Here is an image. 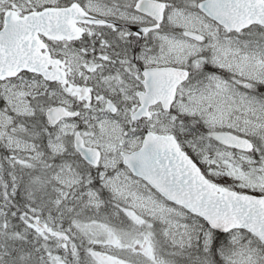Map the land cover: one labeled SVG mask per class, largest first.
<instances>
[{"label": "rangeland", "instance_id": "rangeland-1", "mask_svg": "<svg viewBox=\"0 0 264 264\" xmlns=\"http://www.w3.org/2000/svg\"><path fill=\"white\" fill-rule=\"evenodd\" d=\"M66 1L72 0H0V28L8 9L14 8L25 14ZM197 1L182 0L185 4L182 9L171 12L170 22L173 27L182 29V34L169 32L160 38L156 54L141 58L146 66L193 68L190 79L179 88L171 112L157 106L151 118L134 124L131 115L139 104L141 70L132 61V55L126 56L119 44L109 42L105 31L94 26H90L85 35L91 47L55 46L53 49L54 52L59 50L65 58L72 81H83L93 88L94 100L90 105L79 106L82 119L65 120L51 134L48 130L42 134L37 131L41 138L52 135L51 141L47 138L49 154L45 152L43 142L38 143L29 134L32 128L28 118L39 114L34 103L40 98L47 102L40 111V115L41 112L45 115L49 106L59 103L72 106L73 99L60 87H53L32 74H21L0 82V173L11 179L13 196L19 184L36 180L34 185L43 190L50 188L48 199L53 198V206L47 210H37L41 202L29 206L26 224L21 229L24 236L29 234L33 238L39 264H108L96 260V255L94 260L86 254L79 256L74 246H81L87 238L98 240L96 242H123L129 229L136 227V223L128 220L120 222L118 214L113 218L108 216L107 213L114 215L113 212L118 210L109 208L106 211V203L90 181L95 177L113 199L146 220L149 233L141 240H133L131 250L146 254L156 239L165 248L160 250L159 256L167 254L175 264H218L219 256L224 264H264L261 242L243 230L232 232L227 242L218 241L217 252L213 254L210 246L214 233L210 227L183 208L169 203L145 181L133 176L122 162V151L133 152L141 147L145 129L174 134L181 147L204 167V172L218 177L226 173L237 189L264 192V167L256 162L264 160V93L246 87L249 82L264 84V30L254 26L241 35H230L198 12ZM88 10L105 16L136 19V14L131 11H119L107 4L96 3ZM186 30L200 32L206 41L188 39ZM115 32L124 42L129 38L126 32ZM98 36L100 46L96 59L92 46ZM218 69L226 70L224 72L231 76L217 73ZM110 105L117 109L112 111ZM180 115L197 116L208 132L192 128ZM78 128L86 144L99 148L103 154L102 162L92 169V173L87 168L85 172L82 170L85 162L81 158L75 159L77 151L73 140ZM216 130H232L253 138L257 141L258 151L245 154L229 150L211 139L210 132ZM60 155L70 158L54 160V169L50 172H33L30 161H35L36 166ZM244 162L249 163L246 175L242 174L239 165ZM26 167H33L27 175ZM1 201L0 195V256L6 257L10 248L1 230L14 231L17 214H10ZM108 221L114 228L107 224ZM118 222L123 229L118 228ZM41 232L45 241L36 238ZM46 242H52L58 248L55 255L49 257V249L42 247ZM191 249L198 252L194 254ZM3 262L0 259V264Z\"/></svg>", "mask_w": 264, "mask_h": 264}, {"label": "water", "instance_id": "water-1", "mask_svg": "<svg viewBox=\"0 0 264 264\" xmlns=\"http://www.w3.org/2000/svg\"><path fill=\"white\" fill-rule=\"evenodd\" d=\"M143 4L147 2L141 1L140 6ZM200 8L230 31H242L255 24L264 27V0H207L200 4ZM140 9L148 11L146 7ZM76 22L105 23L88 15L78 3L67 8H47L26 17H19L16 11L9 10L0 31V80L22 71L38 73L50 82H60L66 93L91 102L90 89L67 84L65 67L63 71L59 69L60 60L52 59L48 51L42 52L46 45L40 39L41 34L56 40L80 38L82 30L75 26ZM51 65L54 68L49 70ZM143 75L145 91L139 93L140 105L132 115L136 124L149 117L150 108L158 103L169 111L178 86L187 80L189 72L162 67L143 69ZM78 114L71 113L64 105L46 111L51 126ZM212 137L245 151L254 147L249 139L231 132H214ZM75 147L87 163L99 164L101 151L86 146L80 133L76 135ZM122 156L124 164L135 175L145 179L171 202L205 218L213 229L227 233L235 228H245L264 242V199L238 195L212 185L192 158L180 148L174 136L147 131L142 147L133 153L123 152Z\"/></svg>", "mask_w": 264, "mask_h": 264}, {"label": "trees", "instance_id": "trees-1", "mask_svg": "<svg viewBox=\"0 0 264 264\" xmlns=\"http://www.w3.org/2000/svg\"><path fill=\"white\" fill-rule=\"evenodd\" d=\"M254 91L255 92H260L264 93V85L262 84H256L254 83ZM38 102V103H37ZM46 101L44 99H38L35 101L34 105L37 108V111L39 112L37 117H30L28 118L30 123V127L32 128V131L29 133L33 135V139H35L38 143L43 142V146L46 147L47 143V138L45 139V136L41 138V134L44 130H48L50 132V128L47 126L45 116L40 111L43 106L46 105ZM180 118L189 125L192 126V128H195L197 130L202 131L203 133H207V129L205 128L203 122L196 118V117H188L184 115H180ZM37 131H41L40 135H37ZM1 151V148H0ZM75 159L80 158L79 155L76 153L75 154ZM69 156H65L62 158H58V161L66 160L69 159ZM31 165L34 167L33 172L35 173H40L42 171H47L45 169V164H38L35 166V162H30ZM49 165V164H48ZM33 167H26V175L27 171L33 169ZM85 168L88 169V166L85 164L84 168L82 169L83 171ZM41 176V175H40ZM90 181L92 182V186L95 190H97L104 201L107 203V207L112 209L118 210L120 212L122 219L120 218V222L125 220V221H130L136 223V227H133L129 229V234H127L126 239L124 238L125 241L119 242V243H105V242H97V243H90L94 242L93 238H87L85 242L81 245H75L74 250L75 252L79 253V256L82 254H86L91 258L92 260L95 259V255H105L112 257L114 259H118L120 261L128 262L130 264H175L174 261L171 260L172 257L168 256L166 254L159 256L160 250L165 249L160 242H158L156 239L153 240L151 245V251L147 252L146 254H136L134 253L131 249L128 247L130 246L131 242L133 240H140L142 239L145 234L149 233L148 228L146 227V220L142 218L138 212L131 210L127 206L123 205L122 203H119L115 200H112L109 193L103 188L101 185V182L98 180V178H91ZM36 183V180L34 182H28L26 180V183L23 185L19 184V187L16 191L15 196L12 195L11 193V182L10 179L7 177H3L0 173V195L2 198L1 203L5 205L6 209H8L9 213L12 214L14 213L13 210H16L15 213H20L22 216L20 218H17V216L14 217V225L15 229L14 231H9L6 228L2 229L1 231L5 233V239L7 241V245L10 248L9 256H0V259H3V263L5 264H39V259L37 256V251H36V245L32 237L29 236H24V234L21 233V229L25 225L23 222V219L25 216L29 213L28 207L33 205L36 202H41L40 206L37 208V210H47L53 206V198L48 199L47 191L49 189H41L40 187L34 185ZM109 211V210H108ZM117 212V211H116ZM124 218V219H123ZM140 221L139 223L137 221ZM120 222L117 223L118 228H121L119 225ZM117 228V229H118ZM120 233V232H119ZM41 237L44 238L45 241V235L44 233L41 232V234H37L36 238ZM151 237V236H150ZM223 239L225 241L226 236L221 233H215L213 240V254L216 253V245L218 241ZM42 247H47L50 251V255H55L56 254V247L53 245L52 242H46L42 243ZM51 255V256H52ZM6 260H5V259ZM169 259V261H168ZM213 259H215V256L213 255ZM96 260H99L96 257ZM140 261V262H139ZM1 263V264H3ZM52 264V263H51ZM218 264H223L222 260L218 261Z\"/></svg>", "mask_w": 264, "mask_h": 264}, {"label": "flooded vegetation", "instance_id": "flooded-vegetation-1", "mask_svg": "<svg viewBox=\"0 0 264 264\" xmlns=\"http://www.w3.org/2000/svg\"><path fill=\"white\" fill-rule=\"evenodd\" d=\"M109 2L110 8L115 9V7L119 8L121 11H131L133 10L135 14L137 15L135 20H128L123 19L120 17H115L113 15L104 16L101 14H96L100 17H105L106 19H109L111 22H113V25H107V26H100L96 27L98 29H101L105 31L106 38L110 40L111 43H117L119 44L122 49L123 53L127 56L131 57L132 55V61L135 62L139 69H142L145 67V63L142 61V57H146L148 54H156L158 50V44L160 43V38L163 34H166L169 31H172L175 29V27L172 26L171 22L169 21V12H170V5L171 3L174 4L176 7H183L185 4L181 2L182 0H161L164 1L167 4V11L164 18L163 23L160 24L159 28L156 30H148L141 32L133 31L132 27L136 26H142V27H151L156 24L155 21L152 19L139 15V13L136 11V3L138 0H134L133 3H130V0H122L121 2L119 0H107ZM123 31L128 33L129 38L127 41H123L120 39V36L116 34L115 31ZM99 36L96 37V43H98ZM206 37L203 36V39L201 42H205ZM115 43V44H116ZM116 44V45H117ZM67 46V45H62ZM95 53H97V49L94 50ZM56 56L62 57V53L59 50H56L54 52Z\"/></svg>", "mask_w": 264, "mask_h": 264}, {"label": "bare ground", "instance_id": "bare-ground-1", "mask_svg": "<svg viewBox=\"0 0 264 264\" xmlns=\"http://www.w3.org/2000/svg\"><path fill=\"white\" fill-rule=\"evenodd\" d=\"M51 134V133H50ZM48 138H49V141H51L52 139H53V137H52V135H49L48 136ZM45 152L46 153H50L51 152V150L49 149V148H46V150H45ZM30 162H35V161H30ZM53 163H55V161L54 160H46L45 162H42V163H40V164H45V169H47V172H50V170H52V169H54V167H53ZM49 164V165H48ZM28 209V208H27ZM14 211V213H15V211L16 210H13ZM17 215H15V216H17V218H19L20 217V213L18 212V213H16ZM38 215V213H35V215ZM14 216V217H15ZM21 216H22V214H21ZM23 222H24V224H26V221H25V218L23 219Z\"/></svg>", "mask_w": 264, "mask_h": 264}]
</instances>
